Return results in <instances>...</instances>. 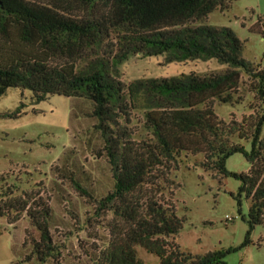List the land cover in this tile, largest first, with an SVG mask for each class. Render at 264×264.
<instances>
[{
  "label": "trees",
  "instance_id": "16d2710c",
  "mask_svg": "<svg viewBox=\"0 0 264 264\" xmlns=\"http://www.w3.org/2000/svg\"><path fill=\"white\" fill-rule=\"evenodd\" d=\"M233 1L0 0V98L18 89L31 92L36 104L60 96L92 106L87 117L100 140L93 154L106 161L114 181L97 209L113 215L110 239L93 264H145L138 248L157 257V264H225L226 255L237 251L197 256L174 241L185 219L162 199L161 184L183 157H201L196 166L219 183L241 182L236 200L240 205L245 195L251 202L242 248L264 226V110L229 121L215 113L216 104L243 101V74L253 79L251 88L264 104V68L242 58L243 43L230 29L202 24ZM250 31L264 36V18ZM135 57L164 58L166 65L216 61L227 69L125 84L121 68ZM135 113L143 117L140 130L133 128ZM236 154L249 162L247 174L227 170ZM6 182L1 175L0 219L14 226L25 216L38 233L30 252L23 244L25 258L12 264H56L49 201L41 192L24 190L21 196L20 187Z\"/></svg>",
  "mask_w": 264,
  "mask_h": 264
},
{
  "label": "rangeland",
  "instance_id": "374dc122",
  "mask_svg": "<svg viewBox=\"0 0 264 264\" xmlns=\"http://www.w3.org/2000/svg\"><path fill=\"white\" fill-rule=\"evenodd\" d=\"M259 18H264V0H236L227 10L209 15L202 24L230 29L243 43L242 58L264 68V36L250 31ZM226 69L216 61L166 65L164 58L135 57L121 68V80L129 84L137 79L222 73ZM242 83L240 104H216L220 119L241 120L264 110L251 88L253 79L243 74ZM89 108L92 106L88 102L60 96L36 104L31 92L18 89H9L0 98V176L7 180L5 186L20 187L19 195L24 190L41 192L49 201L53 212L51 233L60 255L56 264H93V258L110 239L113 215L97 209L114 181L106 161L94 156L100 140L87 117ZM142 118L135 113L134 129L140 130ZM242 144L250 150V143ZM201 160L183 157L179 170L171 173L168 183L161 184L162 199L171 201L177 216L185 219L174 241L183 252L197 256L237 249L226 255L225 264H264V226L256 227L252 244L242 248L249 231L251 202L242 195L238 204L241 182L226 178L219 183L196 166ZM226 167L235 174H247L251 168L241 154L230 157ZM37 237L25 216L14 226L0 219V264L22 261L26 249L30 252L31 238ZM137 251L145 264L158 263V258L145 250Z\"/></svg>",
  "mask_w": 264,
  "mask_h": 264
},
{
  "label": "built area",
  "instance_id": "2783aa9c",
  "mask_svg": "<svg viewBox=\"0 0 264 264\" xmlns=\"http://www.w3.org/2000/svg\"><path fill=\"white\" fill-rule=\"evenodd\" d=\"M230 220V219H229Z\"/></svg>",
  "mask_w": 264,
  "mask_h": 264
}]
</instances>
